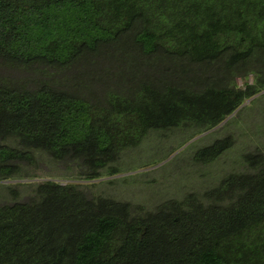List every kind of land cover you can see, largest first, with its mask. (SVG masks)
Wrapping results in <instances>:
<instances>
[{
	"label": "trees",
	"instance_id": "16d2710c",
	"mask_svg": "<svg viewBox=\"0 0 264 264\" xmlns=\"http://www.w3.org/2000/svg\"><path fill=\"white\" fill-rule=\"evenodd\" d=\"M104 54L122 69L98 98L0 78V179L35 153L75 161L87 179L112 175L150 129L217 126L264 91V0H0L3 66L62 72ZM230 145L216 139L194 158ZM243 161L204 196L143 214L78 183L38 182L35 197L0 204V264H264V154Z\"/></svg>",
	"mask_w": 264,
	"mask_h": 264
},
{
	"label": "rangeland",
	"instance_id": "374dc122",
	"mask_svg": "<svg viewBox=\"0 0 264 264\" xmlns=\"http://www.w3.org/2000/svg\"><path fill=\"white\" fill-rule=\"evenodd\" d=\"M121 60L104 54L94 62L78 63L73 69L62 72L42 69V66L15 69L0 63V78L33 87L44 77L64 87L67 85V89L86 98H98L106 88L103 82L110 83L111 73L122 69ZM91 78L95 83H91ZM243 81V78L237 80L239 85ZM81 82H87L88 86ZM224 137H229L231 145L216 158L209 162L194 158L198 149ZM256 150L264 154V91L246 100L207 131L197 132L194 127L184 125L150 129L138 144L122 150L109 164L117 171L112 175L102 169L99 176L87 179L86 170L79 163L35 153L33 162L24 165L20 173L0 179V204L29 200L35 197V185L50 179L78 183L88 197L104 196L124 201L133 213L143 214L168 199H181L189 193L204 196L225 175L244 172L247 165L243 155Z\"/></svg>",
	"mask_w": 264,
	"mask_h": 264
}]
</instances>
